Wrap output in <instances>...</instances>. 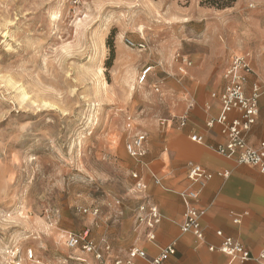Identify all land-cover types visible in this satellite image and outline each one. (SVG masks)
Masks as SVG:
<instances>
[{"label": "rangeland", "instance_id": "374dc122", "mask_svg": "<svg viewBox=\"0 0 264 264\" xmlns=\"http://www.w3.org/2000/svg\"><path fill=\"white\" fill-rule=\"evenodd\" d=\"M171 3L0 0V264H92V255L66 245L69 234L86 231L98 247L108 243L121 258L128 255L133 242L122 234L134 233L141 193L133 178L139 164L126 144L143 131L128 125L155 121L163 143L161 122L179 125L166 92L203 106L224 89L229 66L214 56V46L229 48V62L244 49L238 31L215 37L216 23L260 19L259 33L248 41L264 49V4ZM126 39L146 49L131 48ZM132 74L137 91L131 93ZM202 77L218 78L210 92ZM146 134L148 154L153 139Z\"/></svg>", "mask_w": 264, "mask_h": 264}, {"label": "crops", "instance_id": "0c3cea01", "mask_svg": "<svg viewBox=\"0 0 264 264\" xmlns=\"http://www.w3.org/2000/svg\"><path fill=\"white\" fill-rule=\"evenodd\" d=\"M173 1L162 0L164 6L167 7H173L174 4L171 3ZM254 1L259 5L264 4V0ZM214 27L215 37L223 29L229 32H240V35L238 34L242 39L240 47L244 50L237 53L247 56L243 58L248 59V63L252 65L254 71V74L249 77L248 88L254 82L263 85L264 62L261 57L264 49L261 43L253 47L249 42L255 39L256 33H259L260 19L252 18L245 24H240L237 21L230 22L226 27H223L221 23H216ZM244 29L245 32H243ZM214 50V56L219 54L223 58V62H226L225 65L230 66L231 52L229 48L214 46ZM226 57L228 58L225 59ZM206 60H203L202 65L208 68ZM202 79L206 83L204 85L208 87L207 92H210L218 81L217 77L208 79L202 77ZM198 85H201V82ZM199 89L198 86L194 92L195 97ZM165 97L169 104L170 115L173 118H180L188 112L189 121L185 127H180L175 125L172 120H168L167 126L163 128L166 134L163 143L156 139L159 126L155 121L146 120L137 124L135 130H140L139 128L142 126L141 129L151 135L153 144L142 162L138 163L139 167L133 172L138 173L148 184L144 196L158 205L163 219L156 230L154 242L148 241L143 231L129 232L125 236L122 234L123 238L126 239V243L133 242L132 247L142 248L150 258L159 256L164 248L175 242L176 255L163 264H259L254 258L264 251V173H261L256 167L227 159L216 151L219 145L225 143L226 138L222 135L219 126L208 129L206 124L209 119L218 116L221 109L219 101H211L209 96L205 103L208 101L211 103V110H205L204 106L197 104L194 108H190L185 97H179L169 91L166 92ZM194 100L196 99L194 98ZM259 107L260 114L257 123L247 136L249 145L253 147H258L260 143L264 142V95L259 100ZM192 134L202 136L203 143L193 142L190 139ZM190 162L199 164L215 174L205 187L199 188L188 179L187 170ZM221 172H229V176L224 178L219 175ZM198 188L199 197L192 201V205L204 211L203 240L181 231L185 213V204L181 193ZM236 215L241 216L239 224L234 222ZM126 222L129 224L128 221ZM218 231H222L225 237H232L241 242L251 252L253 259L244 263L232 262L228 256L219 251L223 238L217 236ZM123 244H120L121 249ZM211 247L215 249L211 250ZM118 254V252L115 254L112 248L114 259L126 260V252L123 254L124 258ZM72 259L86 262V259L81 257ZM90 260H92V264H98L93 257ZM133 264H149V262L139 258Z\"/></svg>", "mask_w": 264, "mask_h": 264}, {"label": "built area", "instance_id": "2783aa9c", "mask_svg": "<svg viewBox=\"0 0 264 264\" xmlns=\"http://www.w3.org/2000/svg\"><path fill=\"white\" fill-rule=\"evenodd\" d=\"M125 42L131 48H137L141 51L146 49V45L143 42L135 43L130 39H126ZM178 57L180 56L178 55ZM182 62L187 68L192 66V63L187 59L183 58ZM150 68L145 70L143 80H146V75L151 72ZM252 74H254L252 65L247 63L243 57H233L225 74L228 84L223 90L213 92L210 95L211 101L220 102L221 109L218 116L208 120L206 127L212 129L215 126H219L222 135L225 136V143L216 148L220 155L239 164L256 167L261 173H264V142L260 143L258 147H253L249 145L247 140L249 132L257 123L260 114L259 100L264 95V84L254 82L248 88L249 77ZM156 91H159V89L157 88ZM196 104V101L192 100L190 108H194ZM203 106L205 110H211L209 101ZM188 121L189 113L187 112L179 118V126L185 127ZM167 124V120L161 122L162 126H167ZM190 139L196 143H203V137L198 134L190 135ZM147 143L148 135L146 132H136L132 140L126 144V152L129 158L137 163L142 162L147 154ZM187 174L188 179L199 186V188L205 187L215 176L214 173L193 162L188 164ZM219 175L226 178L229 176V172H221ZM133 178L135 179V188L138 193H141L137 198L138 203L134 210L135 223L133 230L136 233L143 231L145 238L150 242H154L156 230L161 224L163 216L158 205L153 203L147 196H144L148 188L146 181L138 173H133ZM199 188L181 193L185 204L181 231L184 234H192L199 240H203L202 219L204 211L192 205V201L199 197ZM82 211L84 213L89 212L88 209H83ZM98 212V210H95V215ZM234 222L239 224L241 216L236 215ZM217 236L223 238L219 251L228 256L232 262L244 263L253 259L251 252L238 240L232 237H225L222 231H218ZM66 245L71 250H80L83 253L92 255L98 264H133L139 258L148 261L149 264H163L176 255V243L173 242L164 248L159 256L154 258H150L142 248L134 246L128 251L125 261L114 259L111 245L105 243L103 247H98L90 239L89 231L82 234H69L66 239ZM210 249L214 250L215 248L211 247ZM30 255L33 260V252H30ZM254 260L259 264H264V251ZM37 264L41 263L37 262Z\"/></svg>", "mask_w": 264, "mask_h": 264}, {"label": "bare ground", "instance_id": "6f19581e", "mask_svg": "<svg viewBox=\"0 0 264 264\" xmlns=\"http://www.w3.org/2000/svg\"><path fill=\"white\" fill-rule=\"evenodd\" d=\"M122 38V37H121ZM235 56H239V57H247V56H242L241 54H234ZM246 62L248 63V59L246 60ZM186 69H189V68H187V67H185ZM150 71H152V68H150ZM184 74H188V72L185 70V69H182L181 70ZM145 73V72H144ZM136 75V74H135ZM148 75V74H147ZM147 75H146V78H147ZM142 76H143V74H142ZM141 76V77H142ZM139 80H141V78H139ZM135 80H134V75L132 74V75H130L129 77H128V79H127V85H128V88H129V92H135V91H137V87H136V84H135ZM142 82L143 83H141V84H144V82H145V80H142ZM27 95L28 94H26V95H24L25 96V98H27ZM47 106V105H46ZM134 127H136L135 125L132 127V125H128V128L129 129H131V128H134ZM135 129V128H134ZM138 131V130H137ZM144 132H146V131H144ZM147 133V132H146ZM36 262H38V261H36Z\"/></svg>", "mask_w": 264, "mask_h": 264}]
</instances>
